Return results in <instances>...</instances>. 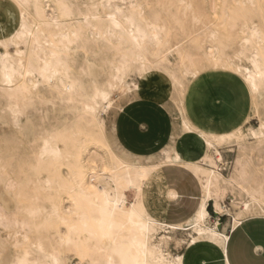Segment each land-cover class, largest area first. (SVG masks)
Returning a JSON list of instances; mask_svg holds the SVG:
<instances>
[{
    "label": "bare ground",
    "instance_id": "obj_1",
    "mask_svg": "<svg viewBox=\"0 0 264 264\" xmlns=\"http://www.w3.org/2000/svg\"><path fill=\"white\" fill-rule=\"evenodd\" d=\"M4 1L0 0V10L4 8ZM10 1L14 7L4 8L3 15H0V45L7 42L6 47H0L3 50L0 53L2 96L8 95L15 100L25 98L39 85H45L51 93L67 102L80 99L83 111L90 116L88 124L94 126L98 124V111H106L110 107V93L116 87L115 82L121 81L130 61H139L141 67H144V62L169 66L170 58L175 57L183 76L193 78L199 73L194 69L195 61L189 51L178 42L170 45L169 29L158 15L145 16L142 5L133 0H99L93 6L94 12L82 14V21L85 26L94 27L93 20L98 18L96 7L107 10L103 18L108 23L105 32L116 39L123 50V59L119 66H114L115 74L110 75L106 85L100 86L93 81L87 86L71 75L67 60L68 46L80 39L81 27L65 32L58 22L60 16L64 18L73 14L68 0H24L23 8L16 7V0ZM245 2L255 3L254 0L235 1L240 6ZM30 6L34 16L32 23L28 22ZM228 18L232 19L228 24L230 31L239 28L242 35L231 44L230 54L226 53L229 43L220 42L219 46L207 47L210 61L213 67L240 77L251 95L255 96L264 85V32L252 22L246 21L238 26L236 17ZM21 23L23 28L19 27ZM50 27L57 29L56 32L50 33ZM100 32L96 30V34ZM17 33L18 38L12 40ZM208 35L216 40V32L210 31ZM20 43L29 45L28 48L26 46L29 50H20ZM149 46H154V50L150 51ZM169 74L173 84L181 85L175 71ZM8 109L17 126L20 114L17 105L9 104ZM182 124L184 130L198 132L208 149L198 162H184L176 151L165 161L183 166L200 184V205L192 218L183 224L164 223L162 211L149 209L144 204L143 188L153 169L143 168L144 165H126L118 160H114L112 166L102 164L99 171L93 166L86 168L82 158L86 150L82 143L77 150L68 145L75 135L83 134L81 130L73 131L71 138H67L63 130H55L43 138L35 171L46 175L37 177V184L30 180L23 187L10 172H4L0 157V264H69L68 260H74L75 264H182V255H171L164 250V245L171 239L168 234L178 232L190 234L188 246L209 242L225 251L228 238L226 222L220 223L219 218L231 217L229 229H234L242 215L252 212L254 206L264 215V198L261 197L264 179L256 186L244 187L249 176L239 158L230 180L223 179L213 169L215 163L209 151L213 150L221 160L216 145L232 138L239 141L245 137L242 132L215 134L203 132L189 120H183ZM26 130L30 134L29 127ZM246 136L264 138V119H260L259 126L251 128ZM76 141L94 144L91 134H85L82 141ZM9 155L17 153L9 151ZM61 163H65L68 169V180L57 173ZM227 182L241 187L249 198L241 211L234 215H231L229 207L220 203L224 199ZM26 187L31 191L25 192ZM38 190L46 194L41 196ZM59 190L64 192V198L60 197ZM129 190L136 192V198L127 205L125 192ZM3 191L9 197L5 203ZM168 195L172 199L177 196L174 191H169ZM25 199L29 202H24ZM212 218L214 224L208 225ZM159 231L163 234L158 235L155 242Z\"/></svg>",
    "mask_w": 264,
    "mask_h": 264
},
{
    "label": "rangeland",
    "instance_id": "obj_2",
    "mask_svg": "<svg viewBox=\"0 0 264 264\" xmlns=\"http://www.w3.org/2000/svg\"><path fill=\"white\" fill-rule=\"evenodd\" d=\"M133 1L142 5L145 16L158 15L161 18V22L165 23L169 29L170 45L173 46L179 43L182 48L192 54L195 61L194 69L199 72L196 77L183 76L180 63L175 57L170 58L171 63L169 66L144 62V67H141L142 64L139 61H130L121 81L115 82L116 87L110 93V107L106 111H98V124L94 126L88 124L90 116L83 111L80 99L67 102L56 93H51L45 85H39L36 90L32 91L31 95L25 98L19 97L16 100L14 98L10 99L8 95L2 96L0 91V157L4 172H10L15 179L22 183L23 187L30 180L37 184V177L46 175L45 173L38 174L35 171L43 138L55 130L66 131L65 136L71 138L73 131L81 130L84 135L91 134L93 136L94 144L91 145L82 141L84 135L77 134L72 142H70L71 140L68 141V145L71 146L72 150H77L81 145L80 143H82L81 146L86 150L82 157L83 165L86 168L93 166L96 171H99L102 164L112 166L114 160H118L126 165L135 167L144 165L143 168L153 169V172L147 176V185L143 188L142 199L149 209L158 212L163 211L167 200L172 198L168 195V190L165 192L160 171L164 165L175 164L165 162L167 157H170L175 151L178 138L181 139V147L191 157L197 156L203 151L205 156L208 149L204 144V138L198 132L184 130L182 122L188 119L177 110V116L174 117V133L170 143L155 156L136 157L126 153L118 145L114 137V118L126 103L136 98L139 80L152 72H161L170 78L169 72L175 71L181 83V85L172 83L175 94L178 96H182L186 90L207 77L224 75L229 80L233 93L247 99L249 111L241 124L230 132L222 133L235 135L237 131H240L245 137L239 141L232 138L220 145L217 144L216 149L221 156V160L213 150H210L209 153L215 163L213 169L220 173L224 177L223 179L230 180L232 175L235 174L236 160L239 158L245 167L246 175L249 176V182L248 184L245 183L244 187L259 184L264 179V138L252 139L246 135L251 128L259 126L260 119H264V85L261 87L259 94L252 96L247 85L240 77L229 73L225 69L213 67L210 61V52L206 48L219 46L220 42L223 44L229 43L226 53H231V44L236 43L239 36L242 35L239 28L234 31H230L228 28V24L232 20L228 17L231 16L236 17L238 26L246 21L252 22L264 32V0H254V4L245 2L241 6L235 3L236 0ZM98 2L99 0H68L73 12L72 17L63 18L60 16L58 19V22L62 25V31L69 32L71 28L81 27L80 39L74 40L68 46L67 60L71 68V75L87 86L93 81L98 82L100 86L106 85L110 75L115 74L114 66H119L123 59L121 56L123 50L118 46L116 39L105 32L108 23L103 18L107 10L100 6L96 7L98 18L93 20L94 27L85 26L82 21V14L94 12L95 8L93 6ZM3 5L4 8L14 7L13 1L10 0H5ZM4 8L0 10V15H3ZM28 11V22L32 23L34 20L33 8L30 6ZM161 22L160 24H162ZM48 30L50 33H54L57 29L50 27ZM96 30L101 32L96 34ZM210 31L216 32L215 41L209 38ZM54 40H57V38ZM200 42L202 43L200 44ZM26 46L28 48L29 45ZM26 46L20 43L18 48L26 50ZM116 46L119 49H116ZM149 49L153 51L154 46H149ZM2 52L3 50L0 48V53ZM26 54H28V51H26ZM243 62L248 65L247 62ZM129 87L131 88L129 89ZM179 102L182 103V99ZM9 104H16L20 111L17 126L14 125L13 117L8 109ZM172 106L176 108V102L172 101ZM27 127L30 129V134L27 133ZM185 133L192 135H185ZM183 137L189 139V146L184 144ZM76 139L82 142H77ZM201 146H203V150H201ZM9 151L17 153V155L10 156ZM183 161L185 162V160ZM57 173L64 180H68V169L65 163H61L57 167ZM225 187V196L220 203L229 207L231 215H234L241 211L243 203L248 201L249 198L246 192L236 184L227 182ZM55 189H57V186L53 192ZM24 191L30 192L31 190L26 187ZM38 192L41 196L46 194L42 190H38ZM2 194L5 203L9 197L4 191ZM59 194L60 197H65L63 191L59 190ZM125 195L127 205L136 198L134 190L126 191ZM24 202H29V199L27 201L25 199ZM10 204L9 207L12 209L13 204L11 202ZM252 215L263 214L260 213L257 206H254V210L242 215L240 221ZM219 221L223 224L226 222L225 230L227 233L232 224L231 217L222 216ZM213 224L214 219H209L208 225ZM161 234H163L161 231L156 234L155 242L159 238L158 235ZM168 236L171 239L164 245L165 252L171 255L180 254L184 256L183 264H222L221 252L215 245L200 242L188 247L187 242L191 236L187 232L171 233ZM68 261L69 264H75L74 260Z\"/></svg>",
    "mask_w": 264,
    "mask_h": 264
},
{
    "label": "crops",
    "instance_id": "obj_3",
    "mask_svg": "<svg viewBox=\"0 0 264 264\" xmlns=\"http://www.w3.org/2000/svg\"><path fill=\"white\" fill-rule=\"evenodd\" d=\"M172 101L176 102V108ZM177 110L196 128L222 134L241 124L249 104L246 98L233 93L224 75L207 77L178 96L166 74L152 72L139 80L136 98L126 103L114 118V137L118 145L136 157L159 154L170 143ZM180 140L178 138L175 151L182 161L198 162L203 158L204 151L191 157L181 147ZM183 142L189 146L187 137H183ZM160 174L165 192L174 191L177 195L167 200L161 219L170 225L183 224L200 205V184L189 170L178 164L162 166ZM226 234L225 251L216 246L221 252L222 264H264V215L245 217Z\"/></svg>",
    "mask_w": 264,
    "mask_h": 264
},
{
    "label": "snow or ice",
    "instance_id": "obj_4",
    "mask_svg": "<svg viewBox=\"0 0 264 264\" xmlns=\"http://www.w3.org/2000/svg\"><path fill=\"white\" fill-rule=\"evenodd\" d=\"M24 6H25L24 0H16V7L23 8ZM109 19H112V18L110 17ZM19 27L23 28L24 26L21 23V24H19ZM117 27H119V25H117ZM18 35H19V33L14 34L12 36V40L17 39ZM6 46H7V42L5 44H3V45H0V47H6ZM251 86H252L253 89H255V84L254 83H252ZM105 171H107V169H105ZM141 178H143V177H141ZM261 197L264 198V186H262V188H261Z\"/></svg>",
    "mask_w": 264,
    "mask_h": 264
},
{
    "label": "water",
    "instance_id": "obj_5",
    "mask_svg": "<svg viewBox=\"0 0 264 264\" xmlns=\"http://www.w3.org/2000/svg\"><path fill=\"white\" fill-rule=\"evenodd\" d=\"M209 211H211V208H209Z\"/></svg>",
    "mask_w": 264,
    "mask_h": 264
}]
</instances>
